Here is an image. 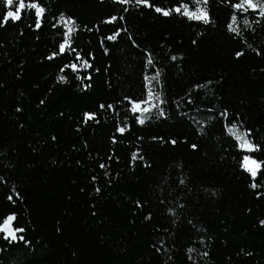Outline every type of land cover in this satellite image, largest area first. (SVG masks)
Segmentation results:
<instances>
[{
	"label": "trees",
	"instance_id": "obj_1",
	"mask_svg": "<svg viewBox=\"0 0 264 264\" xmlns=\"http://www.w3.org/2000/svg\"><path fill=\"white\" fill-rule=\"evenodd\" d=\"M241 2L0 0V225L24 230L0 264H264V16Z\"/></svg>",
	"mask_w": 264,
	"mask_h": 264
},
{
	"label": "snow or ice",
	"instance_id": "obj_2",
	"mask_svg": "<svg viewBox=\"0 0 264 264\" xmlns=\"http://www.w3.org/2000/svg\"><path fill=\"white\" fill-rule=\"evenodd\" d=\"M6 2H7L8 5H12V4L14 3V0H6ZM120 2H121V3H124V4H128V3H131L132 0H120ZM135 2H136L137 4H142V5H146V6L151 7V5H150V3H149V0H135ZM205 2H206V0H205ZM17 3H18V8H19V9H23V8H25V6H26V5L24 4V0H17ZM244 5H247L248 7H251V8H253V9L256 8L257 6L261 7L262 10H261L260 14H261L262 16H264V4H259V5H258V4H256V3H254L253 0H242V2H241L240 4H236V5H234V7H235V8H238V9H239V8H244V10L247 11L248 9L245 8ZM28 7L36 8V10H37V11H36V14H37L38 17H39V16L43 13V11H44V10H43L42 8H40L37 4H30V5H28ZM155 10H156L157 12H159V13H162V14L165 15V16L169 15V11H166V10H164V9L156 8ZM180 10H181L180 8H176V9H175V11H177V12H179ZM188 14H189V13H188L187 11H185V15H188ZM7 17H10V18H12V19H19V18H20V16H19V12H18V11H17V12L9 11V12L7 13ZM192 18H194V19H200V20H204L205 22H208V18H207V14H206V13H203V14H201V15H195V14H192ZM112 19L115 20L116 18L113 17ZM232 19H233V23H235V22H236V17L233 16ZM61 22L64 23V24H65V27L68 29V31H67L66 34H65L66 37L70 36V34L74 31V27H73L74 22L71 21V20H65L64 18H61ZM37 27H39V23L37 24ZM229 29H230L231 31H233V32H236V31H237V28H234V27L232 26V24L229 25ZM109 39H115V37H109ZM68 45H69V40L66 38L65 42H64L63 44H61V46H60V52L63 53V52L65 51V49H66V46H68ZM53 55H56V54H53ZM238 55H240V53H238ZM85 66H88L86 62H85ZM70 67H71L73 70H76V67H77V66H76L75 64H73V65H70ZM59 79H60L61 81H63V80H64V77L61 76ZM137 110H140V105H139V104H136V105L133 107V109H132L133 112H136ZM143 111L146 112V111H148V109L145 108V109H143ZM86 116H87V118H91V117H92V114H86ZM139 122H140V123H143V119H141ZM118 130H119L120 132H123L125 129H124V128H120V129H118ZM228 131H229V133H231V134L234 135V136H237V138L241 140V144H240V147H241V148H247L249 151H254V150L257 149V146L251 144L248 140H246V139L244 138L247 134H244V135H238V130H237V128H236L235 125H233L231 128H229ZM173 143H175V142H173ZM193 147H195V146H193ZM250 161H251V164H252V165H255V167L250 166V163H249ZM102 167H103V166H102ZM243 167H244L247 171H249L253 177H255V176L257 175V169L260 168V165H259L256 161H252L250 157L245 156V157H244V164H243ZM252 187H256V185L253 184ZM9 199H11V197H9ZM14 219H15L14 216H10V217H8V218L5 220V222H4L3 225H0V231H7V237H5L6 239H7L8 237H11L12 240H16V239H17L16 232H23V231H24L23 229L12 230V229L10 228V226H9V225H10V222H11L12 220H14ZM19 239H23V237L21 236V237H19Z\"/></svg>",
	"mask_w": 264,
	"mask_h": 264
},
{
	"label": "rangeland",
	"instance_id": "obj_3",
	"mask_svg": "<svg viewBox=\"0 0 264 264\" xmlns=\"http://www.w3.org/2000/svg\"><path fill=\"white\" fill-rule=\"evenodd\" d=\"M194 1V6L193 7H195L196 9L194 10V11H191L190 9H188L187 7H185V11H187L188 13H189V15L190 16H192V14H195V15H201V14H203V13H205V11H204V9H203V7H201V4L199 3V1L200 0H193ZM253 2L254 3H256V4H258L255 0H253ZM247 6V5H246ZM12 12H19L20 13V9L18 8V10L17 11H15V10H11ZM236 126V128H237V130H238V135H244V133L241 131V129L237 126V125H235ZM232 127V126H231ZM236 138H237V136H235ZM246 140H248L251 144H253L246 136L244 137ZM238 139V138H237ZM239 140V142H240V144H241V140L240 139H238ZM245 151H247V153H245V156H248V157H250L251 158V160L252 161H256L259 165H260V167H261V162L260 161H258L254 156H252L249 152H251V151H249L247 148H243ZM244 156V157H245ZM243 163H244V161H243ZM250 163V166H252V167H255V165H252L251 164V161L249 162ZM260 170V168L259 169H257V173H258V171ZM10 226V225H9ZM10 228L12 229V230H14L11 226H10ZM6 232V234H7V231H5Z\"/></svg>",
	"mask_w": 264,
	"mask_h": 264
}]
</instances>
